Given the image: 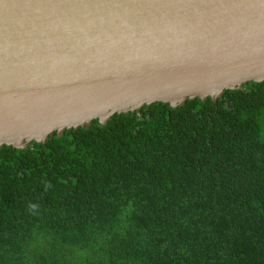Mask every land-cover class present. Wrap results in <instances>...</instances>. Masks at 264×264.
Wrapping results in <instances>:
<instances>
[{
  "label": "trees",
  "instance_id": "16d2710c",
  "mask_svg": "<svg viewBox=\"0 0 264 264\" xmlns=\"http://www.w3.org/2000/svg\"><path fill=\"white\" fill-rule=\"evenodd\" d=\"M0 264H264V81L0 146Z\"/></svg>",
  "mask_w": 264,
  "mask_h": 264
},
{
  "label": "water",
  "instance_id": "95a60500",
  "mask_svg": "<svg viewBox=\"0 0 264 264\" xmlns=\"http://www.w3.org/2000/svg\"><path fill=\"white\" fill-rule=\"evenodd\" d=\"M264 81V0H0V146Z\"/></svg>",
  "mask_w": 264,
  "mask_h": 264
}]
</instances>
